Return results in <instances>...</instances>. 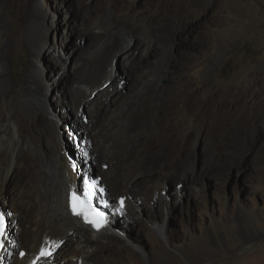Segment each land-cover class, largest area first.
Instances as JSON below:
<instances>
[{"label":"rangeland","instance_id":"1","mask_svg":"<svg viewBox=\"0 0 264 264\" xmlns=\"http://www.w3.org/2000/svg\"><path fill=\"white\" fill-rule=\"evenodd\" d=\"M22 1L29 11H35L34 4H37L40 13L46 12L48 22L57 33L52 31L49 35L47 46L51 49L44 59L53 77L50 82L54 83L51 105L59 108V115L64 110L63 117L68 116L65 120L75 127L73 130L80 141L91 142L92 138L77 121L75 112L63 102L71 100L72 90L77 86L79 64L95 60L109 44L101 50L85 49L82 39L88 30H103L85 23L79 0ZM126 1L140 3L131 15L124 14L132 29L148 22L151 31L164 39L162 43L153 42L156 54L144 49L140 58L152 64L161 62L172 66L180 53L189 55L184 66L174 67L173 73L159 77L158 84L165 89L145 105L152 110L148 119L153 125L148 130L151 147L147 152L158 153L165 146L172 147L176 165L185 161L183 153L191 146L196 155L188 163L196 169L198 177L185 181L174 171L173 180L153 187L149 196L135 194V199L129 200L106 196L108 204L114 202L118 206L123 231L112 226L102 241L123 249L126 256L123 264H264V0H148L146 8L141 5L144 0H118L123 6ZM1 3L0 17L5 27L0 29V39L7 36L10 29L20 28L10 55L15 65L12 76L17 81L22 79L31 61L37 62L33 55L26 58V54L36 51L26 44L24 23L13 22L12 1L2 0ZM107 10V14L117 12L113 7ZM186 22L193 28L187 35L191 44L179 39ZM143 39L137 37L136 45ZM63 45L65 49H61ZM52 46L65 58L68 54L72 56L68 55V63L74 60L71 68L74 70L62 68L60 80L53 75L60 63H57L58 54ZM77 60H80L78 65L75 64ZM134 76L135 73L128 71L120 61L114 65L115 79L128 89L125 96L131 97L132 91L142 93L141 85L133 84ZM187 87L194 92L188 93ZM19 90L17 87L12 97L2 103L4 107H12ZM220 95L237 100L239 110L228 104L219 108ZM190 101L198 102L197 109L188 105ZM165 103V108L173 110L174 114L160 112L159 107ZM163 115L159 125L164 137L157 132L158 120ZM69 139L74 147L71 142L68 149L72 152L66 161L75 175L83 168L73 166V155L83 152L76 140ZM75 149L77 153L74 154ZM96 153L94 150L84 152L94 161L87 162L89 169H84L89 171H81V177L83 173L99 170ZM112 164L106 161L105 171ZM113 165L120 168L117 163ZM0 207L5 214L1 201ZM22 238L21 233H14L13 243L17 242L14 257L19 248H26ZM10 259L6 264H11L13 259Z\"/></svg>","mask_w":264,"mask_h":264},{"label":"bare ground","instance_id":"2","mask_svg":"<svg viewBox=\"0 0 264 264\" xmlns=\"http://www.w3.org/2000/svg\"><path fill=\"white\" fill-rule=\"evenodd\" d=\"M11 1L14 7L13 22L24 23L26 44L36 51L26 54V58L33 55L39 63L31 61L22 79L16 81L11 72L15 65L10 55L14 48V37L20 28L10 29L8 35L0 39V201L11 222H8L2 237L0 264H6V260L10 258L13 259L11 264H123L126 258L123 249L102 241L107 238V232L112 226L123 231L118 206L113 202L105 207L106 196L117 197L119 200L123 197L135 199V194L149 196L153 187L172 181L174 171L178 172L179 179L185 181L198 177L196 169L188 163L196 155L191 146L185 148V161L176 165L172 147L165 146L158 153H148L151 147L148 130L153 125L148 119L152 110L146 109L145 105L152 96L158 97L159 92L165 89V86L158 84L159 77L164 73H173L174 67L184 66L189 55L180 53L172 66L161 62L152 64L147 59L140 58L144 49L149 54H156L153 42L162 43L164 39L151 31L148 22L132 29L128 16H124L131 15L140 7L138 1H126V6H123L118 0H91L89 3H86L87 0H79L85 23L103 30L94 32L87 29L82 39L84 48L101 50L109 43L95 60H86L81 64L80 60L75 62L76 65L79 64V75L75 80L77 86L72 90L71 100L63 102L64 106L75 112L77 121L92 138L91 142L80 141L81 138L73 130L74 126L71 127L72 124L66 122L65 117L68 116L63 117L64 110L59 115V108L51 105L54 83L50 82L53 77L48 72L47 60L44 59L51 49L47 46L49 35L55 30L48 22L46 12L38 11L37 4H34L35 11H29L24 1ZM147 1L144 0L141 4L145 8ZM1 2L2 0L0 4ZM108 7L117 11L115 15L107 14ZM3 23V17H0V29L5 27ZM191 27L186 22V28L180 33L179 39L183 43H192L187 36L193 29ZM137 37L144 38V41L137 42L136 45ZM59 43L60 40L58 45ZM52 47L58 54L57 63H60V66L54 68L53 75L60 80L62 68L74 70L71 69L74 60L71 59V64L68 63L70 59L67 58L72 56L68 54L65 58L57 48ZM61 49H65L64 45ZM117 61L123 63L128 71L135 73L133 84L141 85L142 93L132 91L131 97L125 96L128 89L114 77V65ZM146 66L149 67L144 70ZM17 87L20 90L14 104L11 108L4 107L2 103L10 99ZM189 89L192 88H186L188 93L194 92ZM219 97V108H225L228 104L239 110L237 100L223 95ZM166 105L165 103L159 107L160 112L164 115L174 114L173 110L165 108ZM188 105L197 109L199 104L190 101ZM164 115L159 118L157 129L162 137L165 134L159 123ZM68 136L78 142L83 152L79 154L77 149L73 151L74 154L77 153L75 157L73 155V166L83 168L81 171H89L86 164L94 161H90L84 152L94 150L98 154L100 165L95 172L101 176L103 193L99 196L96 207L106 217L99 229L90 223V226H86L83 217L74 215L71 211V192L82 190L85 176H91L92 173H83V177L79 175L81 171L73 174L66 161L67 155L72 152L68 149L72 142ZM105 160L119 164L120 168L117 169L112 164L105 171ZM85 167L88 169H84ZM15 232L23 236L20 239L26 247L23 256L18 253L14 257V247H17V242L13 243ZM41 252L51 254L42 256Z\"/></svg>","mask_w":264,"mask_h":264},{"label":"snow or ice","instance_id":"3","mask_svg":"<svg viewBox=\"0 0 264 264\" xmlns=\"http://www.w3.org/2000/svg\"><path fill=\"white\" fill-rule=\"evenodd\" d=\"M85 189L82 195L76 192L70 194V206L74 215L82 216L84 220L99 229L106 221L105 214L99 211L93 204V200H98L102 195L103 189H98L95 182L85 181ZM123 201H121V204ZM107 207V204L104 205ZM10 215V214H9ZM6 229L5 214L0 213V236ZM51 253L41 252V255H50Z\"/></svg>","mask_w":264,"mask_h":264},{"label":"clouds","instance_id":"4","mask_svg":"<svg viewBox=\"0 0 264 264\" xmlns=\"http://www.w3.org/2000/svg\"><path fill=\"white\" fill-rule=\"evenodd\" d=\"M85 178H89V177H85ZM89 179H95L96 181H98V183H99V186H101L100 185V180H101V176H99L97 179L96 178H93L92 176H90V178ZM84 183H85V179H84ZM84 183H83V185H84ZM101 187H103V186H101ZM83 190V189H82ZM73 191H75V192H77V190H73ZM79 194H82V193H80L79 192ZM96 204H97V200H96ZM106 204H108V201H107V203ZM85 221V220H84ZM86 222V221H85Z\"/></svg>","mask_w":264,"mask_h":264},{"label":"water","instance_id":"5","mask_svg":"<svg viewBox=\"0 0 264 264\" xmlns=\"http://www.w3.org/2000/svg\"><path fill=\"white\" fill-rule=\"evenodd\" d=\"M93 178H98L99 177V175L97 174V172H92V175H91ZM78 193H79V191H77ZM0 212H2L3 213V210H2V208L0 207Z\"/></svg>","mask_w":264,"mask_h":264}]
</instances>
